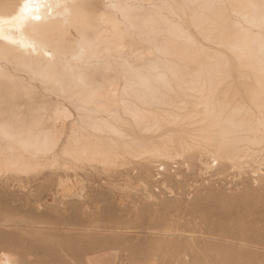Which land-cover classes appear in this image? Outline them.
Masks as SVG:
<instances>
[{
	"label": "rangeland",
	"instance_id": "rangeland-1",
	"mask_svg": "<svg viewBox=\"0 0 264 264\" xmlns=\"http://www.w3.org/2000/svg\"><path fill=\"white\" fill-rule=\"evenodd\" d=\"M93 1L117 20L125 50L117 52L123 55L115 52L117 38L107 26L104 41L113 58L106 53L99 60H61L103 79L96 102L52 92L28 72L13 71L12 92L0 87V128L12 135L0 134V264H192L194 255L197 264H219L202 254L223 260L226 250L244 247L201 232L221 221L216 216L206 222V200L264 199V5L260 0H114L135 19V30L110 0ZM228 114L237 133L228 132ZM167 116L172 119L165 121ZM219 133L248 139L238 145L241 158L234 168L216 158L213 141ZM27 140L36 146L24 148ZM64 246L89 251L74 259ZM32 247L56 258L39 262ZM170 250L178 261L167 257ZM245 250L255 255L252 264H264V247Z\"/></svg>",
	"mask_w": 264,
	"mask_h": 264
},
{
	"label": "bare ground",
	"instance_id": "bare-ground-1",
	"mask_svg": "<svg viewBox=\"0 0 264 264\" xmlns=\"http://www.w3.org/2000/svg\"><path fill=\"white\" fill-rule=\"evenodd\" d=\"M99 1V0H98ZM107 1V0H106ZM134 1V0H133ZM186 1V0H185ZM192 1V0H191ZM220 1V0H219ZM231 1V0H229ZM248 1V0H247ZM251 1V0H249ZM261 1V0H260ZM261 5H264V2H260ZM93 0H0V87L2 89L4 87H10V91L12 87L16 84V79L14 77L15 72H28L29 75L33 78L40 80V82L44 85V88H51L57 90L61 93L70 94L71 96H79L83 97L86 102H96L98 99V92L100 93L99 85L103 83V79L101 80H94L92 77H89L87 70H81L77 66H74L62 62L61 58H65L66 56L70 57V60H81L85 59H100L106 56L105 54L111 53V48L104 41V31L109 26L112 30L115 41L113 43V47L115 48V52L117 50L121 51L124 49H120V41L122 38V33L120 32V28L118 27L117 20L108 12V9L101 10L98 6V10L96 7V3H93ZM135 2V1H134ZM189 2V1H188ZM198 2V1H197ZM221 2V1H220ZM219 2V3H220ZM253 2V1H252ZM251 2V3H252ZM181 3V2H180ZM177 3V4H180ZM200 3V1H199ZM226 3V2H225ZM224 3V4H225ZM247 3V2H244ZM250 3V6H251ZM258 3V2H257ZM190 4V3H189ZM195 4V3H194ZM223 4V3H222ZM254 4V3H253ZM252 4V5H253ZM99 5V3H98ZM111 8L116 10L121 14L125 20L131 24L132 28L135 29V19L131 18L128 13H126V9L122 7L119 3H115L110 0ZM126 5V4H125ZM183 5V2H182ZM198 5V4H196ZM221 5V4H220ZM228 5V4H227ZM231 5V3H229ZM229 5L227 7H229ZM258 4H254L255 6ZM107 6V5H106ZM138 6V5H136ZM158 6V5H156ZM177 6V5H176ZM180 6V5H179ZM201 6V5H200ZM214 6V5H213ZM232 6V5H231ZM256 6V7H257ZM143 7V6H142ZM170 7V6H169ZM187 7V5H186ZM195 7V6H194ZM202 7V6H201ZM237 7V6H236ZM109 8V7H108ZM168 8V7H167ZM180 8V7H178ZM182 8V7H181ZM184 8V7H183ZM199 8V7H198ZM205 8V7H204ZM220 8V7H219ZM223 8V6H222ZM221 8V9H222ZM230 8V7H229ZM233 8V6H232ZM238 8V7H237ZM110 9V8H109ZM158 9V8H157ZM188 9V8H187ZM193 9V8H192ZM207 9V8H205ZM225 9V8H224ZM234 9V8H233ZM171 11L170 9H168ZM184 10V9H183ZM181 9V11H183ZM200 10V9H199ZM204 10V9H203ZM223 10V9H222ZM186 11V10H185ZM190 11V10H189ZM214 11H218L217 9ZM221 11V10H219ZM218 11V12H219ZM225 11V10H224ZM243 11V10H242ZM252 11V9H251ZM192 12V11H190ZM203 12V11H202ZM202 12H197L201 13ZM205 12V11H204ZM209 12V11H208ZM249 12V11H247ZM114 13V12H113ZM219 12V14H222ZM191 14V13H190ZM215 14V13H214ZM218 14V13H217ZM264 14V13H263ZM192 15V14H191ZM194 15V14H193ZM192 15V16H193ZM199 15V14H198ZM197 15V16H198ZM208 16L207 14H204ZM225 16V14H223ZM252 15V14H250ZM258 15V14H257ZM140 16V14H139ZM151 16V15H149ZM211 16V15H210ZM215 15H213L214 17ZM222 16V15H221ZM247 16V15H245ZM264 16V15H263ZM176 17V16H175ZM196 17V16H195ZM194 17V18H195ZM203 19H205V16ZM262 17V15H261ZM178 18V17H177ZM209 18V17H208ZM206 18L205 20L209 19ZM211 18V17H210ZM219 18V16H216ZM222 20V17H220ZM172 19V18H171ZM200 19V18H199ZM202 19V20H203ZM215 19V18H214ZM213 18L210 19L214 20ZM224 19V18H223ZM246 19V18H245ZM167 20V19H166ZM177 20V19H176ZM218 21V19H216ZM226 20V19H224ZM257 20V19H256ZM255 20V21H256ZM173 21V20H172ZM171 21V22H172ZM178 21V20H177ZM193 21V20H192ZM216 21V22H217ZM140 22V21H139ZM153 22H156L155 20ZM152 22V23H153ZM169 22V20H168ZM220 22V21H219ZM224 23L227 21H223ZM258 22V20H257ZM159 23V22H158ZM201 23V22H199ZM206 23V22H205ZM213 23V22H211ZM215 23V21H214ZM218 23V22H217ZM217 23L215 25H217ZM123 24V23H122ZM173 24V22H172ZM202 26L203 23H201ZM254 24V22H253ZM126 25V24H125ZM161 26V24L159 23ZM164 25V24H163ZM162 25V26H163ZM176 25V24H175ZM214 25V24H213ZM261 25V24H259ZM257 25V26H259ZM264 25V24H263ZM256 26V25H254ZM129 27V26H128ZM155 27V26H154ZM158 27V26H157ZM165 27V25H164ZM243 27V26H242ZM263 27V26H261ZM159 28V27H158ZM147 29V28H146ZM104 30V31H103ZM136 30V29H135ZM157 30V29H155ZM174 30V29H172ZM183 30V29H182ZM108 31V30H107ZM74 32L75 35L72 33ZM108 32H106L107 34ZM137 33V31H136ZM159 33V32H158ZM191 33V32H190ZM135 35V34H134ZM175 36V34H174ZM112 37V38H113ZM128 37V36H127ZM110 38V36L108 37ZM207 39V38H206ZM114 40V39H113ZM134 40V39H133ZM202 40V39H201ZM164 41V40H163ZM257 42V41H256ZM258 43V42H257ZM105 47H102V46ZM110 45V44H109ZM124 45V44H123ZM164 45V44H163ZM122 46V44H121ZM113 48V50H114ZM125 48V47H124ZM166 49V48H165ZM167 49H169L167 47ZM166 49V50H167ZM125 51V50H124ZM164 51V50H163ZM167 50V54H168ZM121 52H117L118 55ZM147 52V51H146ZM165 52V51H164ZM104 53V56H103ZM115 53V54H117ZM124 53V52H123ZM121 53L120 55H123ZM194 53V52H193ZM114 54V56H115ZM165 55L163 52L161 53ZM248 54V52H247ZM113 58V54L111 53ZM108 55V56H110ZM166 56V55H165ZM119 56H117L118 59ZM109 58V57H108ZM111 58V59H112ZM115 58V57H114ZM66 59V58H65ZM172 59V58H171ZM251 59V58H250ZM119 60V59H118ZM120 60H122L120 58ZM124 60V59H123ZM108 61V60H105ZM110 61V60H109ZM76 62V61H75ZM118 62V61H117ZM124 62V61H123ZM127 62V61H126ZM94 63V62H93ZM97 63V62H96ZM115 64V63H114ZM152 66V63H149ZM158 64V63H157ZM205 64V63H204ZM111 65V64H110ZM113 65V64H112ZM122 65V64H121ZM128 65V64H127ZM130 65V63H129ZM167 65V64H166ZM210 65V64H209ZM109 66V65H108ZM118 66V65H117ZM154 66V65H153ZM152 66V67H153ZM119 67H121L119 65ZM129 67V66H128ZM132 67V66H131ZM158 66H156L157 68ZM81 68V67H80ZM111 68V67H110ZM123 68V67H122ZM154 68V67H153ZM109 69V67H108ZM130 69V68H129ZM127 70V69H126ZM124 69V71L126 72ZM157 70V69H155ZM198 70V69H197ZM15 71V72H13ZM123 71V73H124ZM137 71V70H136ZM186 71V70H185ZM108 72V70H107ZM106 72V73H107ZM138 72V71H137ZM145 72V71H144ZM148 72V71H146ZM157 72V71H156ZM104 73V72H103ZM141 73V72H140ZM155 73V72H154ZM95 73L93 72L92 75ZM138 74V73H137ZM142 74V73H141ZM24 75V74H23ZM96 75V74H95ZM113 75V74H112ZM264 75V73H263ZM145 76V75H144ZM149 74L147 75V77ZM260 75H258L259 77ZM22 77V76H19ZM28 77V76H27ZM100 77V76H99ZM102 77V76H101ZM100 77V78H101ZM106 77V76H105ZM150 77V76H149ZM96 78V76H95ZM99 78V79H100ZM104 78V77H103ZM114 78V77H113ZM123 78V77H122ZM145 78V77H144ZM261 78V76H260ZM109 79V78H107ZM142 79V78H141ZM150 79V78H148ZM19 80V79H18ZM31 81V79H30ZM33 82V81H32ZM107 81H105L106 83ZM39 83V82H38ZM151 83V82H150ZM263 83V82H262ZM27 84V83H26ZM31 84V82H30ZM29 84V85H30ZM37 84V83H34ZM40 84V83H39ZM99 84V85H98ZM23 85V84H22ZM25 86V85H24ZM31 86V85H30ZM105 86V85H104ZM15 87V86H14ZM21 87V86H20ZM107 86H105L106 88ZM260 86H258L259 88ZM5 88V90H6ZM22 88V87H21ZM102 88L101 90H104ZM257 88V90H258ZM261 88V87H260ZM4 90V89H3ZM4 90V91H5ZM6 91V94L8 95ZM13 90V89H12ZM24 90V89H23ZM43 90V89H40ZM46 90V89H45ZM50 89L47 91L49 92ZM135 90V89H134ZM160 90V89H159ZM181 90V89H180ZM256 90V89H255ZM14 91H17L14 90ZM107 91V89L105 90ZM104 91V92H105ZM12 92V91H11ZM53 92V91H52ZM108 92V91H107ZM106 92V93H107ZM260 92V91H259ZM60 93V95H61ZM103 93V91H102ZM101 93V94H102ZM11 94V93H9ZM47 94V93H46ZM159 94V93H158ZM163 94V93H162ZM13 95V94H12ZM11 95V96H12ZM24 96V94H22ZM26 95V94H25ZM160 95V94H159ZM6 96V95H4ZM15 96V95H14ZM63 96V94L61 95ZM162 96V95H160ZM164 96V95H163ZM64 97V96H63ZM102 97V96H101ZM15 98V97H14ZM56 98V97H55ZM141 98V97H140ZM200 98V97H199ZM62 99V98H61ZM103 99V98H102ZM105 99V98H104ZM163 99V98H162ZM253 99V98H252ZM255 99V98H254ZM11 100V99H10ZM158 100V98H157ZM166 100V99H165ZM19 101V100H18ZM17 101V102H18ZM49 101V100H48ZM102 101V100H101ZM121 101V100H120ZM16 102V103H17ZM40 102V101H39ZM125 102V101H124ZM122 102V103H124ZM34 103V102H33ZM36 103V102H35ZM14 104V103H13ZM20 104V103H19ZM39 104V103H38ZM42 104V103H40ZM73 104V103H72ZM103 104V103H102ZM154 104V103H153ZM166 104V102H165ZM254 104V103H253ZM22 105V104H21ZM87 105V103H86ZM91 104L89 103L88 107ZM94 105V104H93ZM98 105V104H97ZM160 105V103L158 104ZM169 105V104H168ZM255 105V104H254ZM133 106V105H132ZM143 106V104H142ZM207 106V105H206ZM100 107V106H99ZM157 107V105H156ZM160 107V106H159ZM164 107V106H163ZM174 107V106H173ZM176 107V106H175ZM213 107V106H212ZM76 108V107H75ZM79 108V107H78ZM108 108V107H107ZM129 108V106H128ZM127 108V109H128ZM139 108V107H137ZM166 108V107H165ZM168 108V107H167ZM179 108V107H178ZM176 107V109H178ZM205 107H203L204 109ZM208 108V107H207ZM214 108V107H213ZM256 108V107H254ZM126 109V110H127ZM156 109V108H155ZM174 109V112L175 110ZM211 112H215V110H211ZM237 109V108H236ZM249 109V108H248ZM257 109V108H256ZM255 109V110H256ZM143 110V109H142ZM160 109H158L159 111ZM173 110V108H172ZM202 110V108H201ZM87 111V110H86ZM109 111V110H107ZM136 112V110H134ZM141 111V110H140ZM147 111V110H146ZM149 111V110H148ZM161 111V110H160ZM176 110V113L177 114ZM183 111V110H182ZM185 111V110H184ZM197 111V110H196ZM244 111V110H243ZM251 111V110H250ZM253 111V110H252ZM110 112V111H109ZM128 112V110H127ZM126 112V113H127ZM171 112V111H170ZM194 112V111H191ZM191 112L189 114L191 115ZM198 112V111H197ZM8 113V112H7ZM130 113V112H129ZM147 113V112H146ZM150 113V112H149ZM153 113V112H152ZM151 113V114H152ZM161 113V112H160ZM167 115L165 112L162 114ZM180 113V112H179ZM40 114V113H39ZM131 114V113H130ZM136 117L138 116V112L134 113ZM140 114V113H139ZM173 114V113H172ZM184 114V113H183ZM195 114H197L195 112ZM159 115V114H158ZM179 115V114H178ZM181 115V114H180ZM194 115V113H193ZM199 115V114H198ZM197 115V116H198ZM202 115V114H201ZM226 114H224L225 116ZM254 115V114H253ZM129 116V115H128ZM149 116V114H148ZM169 116V114H168ZM167 116V117H168ZM172 116V115H171ZM170 116V118H171ZM175 116V115H173ZM172 116V117H173ZM222 116V115H221ZM229 116V114H228ZM242 116V115H241ZM240 116V117H241ZM18 117V116H17ZM141 117V116H140ZM154 119L156 118L153 116ZM190 117V116H189ZM253 117V116H252ZM149 118V117H148ZM151 118V116H150ZM149 118V119H150ZM162 118V116H161ZM166 118V116H165ZM169 118V117H168ZM167 119L165 121L170 120ZM178 118V116H177ZM192 118V116H191ZM194 118V117H193ZM196 118V116H195ZM221 118V117H220ZM237 118V117H236ZM138 119V118H136ZM143 119V118H142ZM148 119V120H149ZM152 119V118H151ZM163 119V118H162ZM172 119V118H171ZM197 119V118H196ZM216 119V117H215ZM224 119V118H223ZM139 120V119H138ZM145 120V119H143ZM153 120V119H152ZM151 120V121H152ZM160 120V119H159ZM182 120V118H181ZM185 120V119H184ZM195 120V119H194ZM201 120V119H200ZM204 120V119H203ZM228 125V132L229 134H234L238 132L236 121L234 118L227 117L226 119ZM238 120V119H237ZM245 120V118H244ZM142 121V120H141ZM140 121V122H141ZM154 121V120H153ZM152 121V122H153ZM156 121V120H155ZM187 121V120H186ZM215 121V120H214ZM218 121V120H217ZM248 121V120H247ZM250 121V120H249ZM193 124V121H191ZM197 119V123H199ZM206 122V120H205ZM220 122V121H219ZM240 122V121H239ZM254 122V121H253ZM252 122V123H253ZM143 124V122H141ZM157 123V122H156ZM170 123V122H169ZM177 123V122H176ZM175 123V124H176ZM188 123V122H187ZM197 123L195 125L197 126ZM241 123H243L241 121ZM146 124H148L146 122ZM166 124V123H165ZM183 124V123H182ZM190 124V125H191ZM203 124V122H202ZM201 124V125H202ZM207 124V123H205ZM213 123H211V127ZM139 125V124H137ZM144 125V124H143ZM149 125V124H148ZM158 125V124H157ZM177 125V124H176ZM240 125V124H239ZM251 125V124H250ZM154 126V125H152ZM171 126V124L169 125ZM174 126V125H173ZM178 126V125H177ZM180 126V125H179ZM184 126V125H183ZM192 126V125H191ZM194 126V124H193ZM200 126V125H198ZM209 126V125H208ZM151 128V126H149ZM168 127V126H167ZM181 127V126H180ZM206 127V125H204ZM241 127V125H240ZM140 128V127H139ZM147 128V127H145ZM144 128V130H145ZM160 128V127H159ZM170 128V127H169ZM201 128V127H198ZM210 128V127H209ZM223 128V127H222ZM221 128V130H222ZM167 129V128H166ZM242 129V128H241ZM258 129V128H257ZM256 129V130H257ZM157 130V129H156ZM173 129H171L172 131ZM193 130V129H192ZM197 130V129H195ZM263 130V129H262ZM204 131V130H203ZM169 132V131H168ZM214 131H212L213 133ZM220 132V131H219ZM241 132V131H240ZM260 132V131H259ZM123 133V132H121ZM172 133V132H171ZM176 133V132H175ZM179 133V132H178ZM181 133V132H180ZM191 133V132H190ZM200 133V132H199ZM206 133V132H205ZM225 133V132H224ZM1 136L11 137L9 131L0 128ZM124 134V133H123ZM167 134V133H166ZM173 134V133H172ZM170 134V135H172ZM186 134V133H185ZM184 134V135H185ZM200 135V134H199ZM205 135V134H204ZM15 137L17 135H14ZM164 136V135H163ZM180 136V135H179ZM187 136V134L185 135ZM193 136V135H192ZM201 136V135H200ZM33 137V136H32ZM155 137V136H154ZM167 137V136H166ZM183 137V136H181ZM207 137V136H205ZM245 137V136H243ZM241 137H230V135L226 134H218V141L215 142V151H216V158L219 160L225 159L230 163V167L234 168L236 164H238V160L241 158L239 152L241 151L238 148L240 143L247 141L248 139ZM254 137V136H253ZM257 137V136H256ZM150 138V137H149ZM194 138V137H192ZM197 138V137H196ZM201 138V137H199ZM204 138V137H203ZM201 138V139H203ZM214 138V137H213ZM217 138V137H216ZM249 138V137H247ZM189 139V138H188ZM187 139V140H188ZM155 140V139H154ZM182 140V139H181ZM200 140V139H199ZM262 140V139H261ZM15 141V140H14ZM41 141V140H40ZM45 141V140H44ZM186 141V140H185ZM189 141H192L191 139ZM196 141V140H194ZM16 142V141H15ZM113 142V141H112ZM182 142V141H181ZM210 142V141H209ZM258 142V141H257ZM38 144V141L36 140ZM202 143V142H201ZM264 143V142H263ZM35 143L32 140H27L26 142L22 143L24 148L28 147H35ZM44 144V143H43ZM189 144V143H188ZM196 144V143H195ZM192 145V144H191ZM190 145V147H191ZM200 145V144H199ZM262 145V144H261ZM187 146V145H186ZM211 146V145H210ZM214 146V144H213ZM260 146V144H259ZM4 147V146H3ZM196 147V146H195ZM198 147V145H197ZM202 147V146H201ZM206 147V146H205ZM241 147V146H240ZM251 147V146H250ZM264 147V145H263ZM8 148V147H7ZM188 148V147H187ZM194 148V147H193ZM203 148V147H202ZM208 148V147H207ZM214 148V147H213ZM190 149V148H188ZM197 149V148H196ZM191 150V149H190ZM204 150V149H203ZM194 151V149H193ZM198 151V149H197ZM204 151H207L206 149ZM81 152V151H80ZM203 152V151H202ZM208 152V151H207ZM211 152V151H210ZM213 152V151H212ZM254 152V151H253ZM26 153V152H25ZM28 153V152H27ZM196 154V153H195ZM203 155V154H202ZM215 155V154H214ZM178 156V155H177ZM198 156V154H197ZM193 157V156H192ZM191 158V157H190ZM203 158V157H202ZM211 158V157H210ZM247 158V157H245ZM186 159V158H185ZM187 159H189L187 157ZM201 159V158H200ZM206 159V158H205ZM214 159V158H213ZM217 159V160H218ZM198 160V159H197ZM216 160V159H215ZM189 161V160H188ZM213 162V161H212ZM217 162V161H216ZM184 163V162H183ZM188 163V162H187ZM218 163V162H217ZM220 163V162H219ZM222 163V162H221ZM243 163V161H242ZM206 164V163H205ZM204 164V165H205ZM214 164H216L214 162ZM213 164V166H214ZM245 165V164H244ZM207 166V165H206ZM209 166V165H208ZM211 166V165H210ZM227 167V166H225ZM239 167V166H238ZM236 167V168H238ZM229 169V168H227ZM232 170V169H231ZM220 171V170H219ZM229 171V170H228ZM233 171V170H232ZM231 171V172H232ZM228 173V172H227ZM230 173V172H229ZM224 175V174H222ZM221 175V176H222ZM230 175V174H229ZM224 177V176H223ZM263 198V197H262ZM207 205H203L206 208L203 209L204 216L206 217L207 221L211 219V217L220 216L221 221L218 224L215 223L216 228L214 225L213 227H208L206 230L201 231L203 234H210L213 236H223V238L237 240L243 243L242 249H229L226 250L228 256L225 257L223 260L220 258H214L213 256L206 255L205 252L202 254V258H208L210 260H214L219 262V264H252L255 263L254 260L256 257L254 254L251 253L249 250H245V247H250L252 245H256L258 247H264V212H258V206H262L264 208V199H258L255 201L253 195H248L246 198H227V199H213L208 198L206 200ZM211 206V208H208ZM259 206V207H260ZM263 210V209H262ZM258 225V226H257ZM218 237V238H219ZM15 245V244H11ZM68 246V245H67ZM67 246L63 248L67 254H69L74 259H80L84 254H86L89 249L86 246H83L79 249H69ZM190 252V251H189ZM31 253L37 257V261L42 262L49 259L56 258L55 254L51 251H42L32 247ZM167 257H171L174 259V262L178 261V256L176 252L169 251L166 253ZM161 257L158 255L157 258ZM87 259V258H86ZM193 262L192 264H197L198 261L196 255L192 256ZM8 260H5L4 263L1 264H8ZM191 264V263H189Z\"/></svg>",
	"mask_w": 264,
	"mask_h": 264
}]
</instances>
